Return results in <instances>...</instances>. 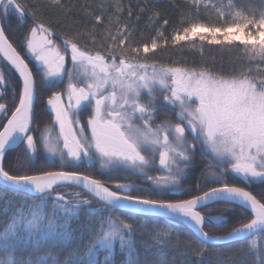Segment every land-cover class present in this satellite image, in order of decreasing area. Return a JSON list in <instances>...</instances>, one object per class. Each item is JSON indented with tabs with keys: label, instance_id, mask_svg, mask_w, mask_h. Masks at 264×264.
Here are the masks:
<instances>
[{
	"label": "snow or ice",
	"instance_id": "1",
	"mask_svg": "<svg viewBox=\"0 0 264 264\" xmlns=\"http://www.w3.org/2000/svg\"><path fill=\"white\" fill-rule=\"evenodd\" d=\"M50 2L63 7L61 0ZM191 4L197 14L201 7L212 8L216 22L181 21L182 31L174 30L171 36L173 45L183 47L181 42H185L194 47L198 39L202 46L207 43L217 46L220 52L239 53L241 64L256 61L259 67L264 63V0L255 7L240 5L238 0H191ZM29 7L35 17L38 4L0 0V15L11 10L23 18ZM95 20L99 22L101 16ZM33 24L25 37L26 53L40 65L36 75L41 82L55 86L67 77L68 103L64 104V94L52 92L47 105L54 120L39 129L38 139L30 134L35 120L34 72L0 26V56L22 80L16 93L18 105L0 131V161L7 149L23 142L26 147L17 157L18 163L40 151L58 157L62 164L96 161L103 170L145 176L153 191L135 194L143 190L133 182L109 186L92 175L64 167L36 174L18 170L13 174L0 163V201L6 188L36 197L18 206L11 200L3 201L0 264H113L111 256L117 243L126 255V264H141L133 239L135 229L115 215L117 210L127 211L129 216L155 214L173 221H189L201 237L197 257H202L207 245L216 240L253 235L256 238L247 243L253 257L251 264H264V244L258 246V240L264 241V203L246 187L264 182V71L253 74L251 68L233 66L225 72L214 64L200 68L157 66L148 60L149 54L161 47L158 39L133 43L127 25L119 38L109 32L110 44L101 51L81 46L76 37L54 38L52 25L43 20L34 19ZM89 36L94 43L91 33ZM157 37L168 43L159 30ZM8 85L0 69V90ZM158 92L177 122L166 115L155 123L160 107ZM85 109L89 118L81 124L79 113ZM7 111V105L0 103V112ZM198 149L207 159L202 175L218 186L187 199L163 198L165 193L182 190L181 179ZM157 160L163 174L147 175ZM229 173L242 177L246 186L222 179ZM68 186L83 189L101 207L93 206L79 192L68 198L67 193L58 191ZM218 201L239 203L250 210L252 218L225 236H211L204 225L221 216L202 214L198 209ZM83 209L89 215H107H102L98 228H89V239L81 244L83 236L72 225ZM169 235L157 228L150 234L152 243L146 242L157 252L158 264H169L164 254L169 246L165 237ZM101 253L105 254L102 260L98 258Z\"/></svg>",
	"mask_w": 264,
	"mask_h": 264
},
{
	"label": "trees",
	"instance_id": "2",
	"mask_svg": "<svg viewBox=\"0 0 264 264\" xmlns=\"http://www.w3.org/2000/svg\"><path fill=\"white\" fill-rule=\"evenodd\" d=\"M26 5L38 4L35 11L38 13L35 17L32 15L33 8L29 7L28 14L21 18L15 12L9 10L7 15H0V23L4 28L5 34L14 47L24 54L25 37L28 35L30 27L34 26L33 20H43L46 24H51L56 37H76L81 46L91 47L93 50L106 48L110 41L108 34L111 32L119 38V34L128 26V31L132 34V42L146 41L150 42L152 38H157L161 47L154 54H149V63L155 62L157 66L163 65H179L189 68H200L202 66H212L222 68L225 72L231 71L233 66L247 70L251 68L252 73L264 71V63L257 67L256 61H245L243 64L237 59L239 53L234 51L220 52L215 45H208L200 42L198 39L193 47L191 43L181 42L184 46L173 45L171 36L174 30H179L182 26L181 21L188 19H200L205 21L207 16L204 8H200L198 14L192 8L190 0H61L63 7L54 6L50 0H20ZM101 16V20L97 22L95 17ZM206 18V19H205ZM168 23L165 24L164 22ZM157 30L163 33V37L167 38L168 43L163 42V38L157 37ZM92 34L95 42H91ZM83 34V39H81ZM57 43L60 40L57 39ZM31 66H35L31 62ZM9 72V82L11 89L9 90V111L18 105L17 91L21 87V81L16 72L9 66L5 65ZM36 96H35V120L33 129L37 128L42 121L44 115L43 102L52 93L45 89L44 82L39 80L36 75ZM16 90V91H14ZM161 97H158V99ZM26 145L22 143L17 148L6 151L2 160V164L6 170L15 174L18 170L27 171L29 174H36L41 171L58 170L64 167L66 170H73L68 165H54L46 161L42 151L27 161L18 163L17 157L22 154ZM82 172V171H81ZM84 173V172H83ZM230 183V182H229ZM232 184V183H231ZM218 186L211 180L202 191ZM78 191L82 198H87L95 207H101L99 202L88 195L87 192L74 186H68L58 189L65 193L66 191ZM6 195L0 201V208H3V201L11 200L14 206H18L25 200L31 202L36 197L25 193H15L11 189H4ZM68 198H71L68 196ZM163 198L176 200L187 199L185 197L164 196ZM202 214L211 212L213 215H220L221 219L213 220L204 225V230L211 235H226L234 227H238L240 223H246L252 218L250 210L242 207L239 203L227 204L224 202H215L207 205L205 208L199 209ZM102 215L107 213L88 214L87 209H83L80 213L78 221H73V228L78 229V234L83 236L81 244L89 239V228L99 227ZM115 215L125 219L126 223L133 225L135 231L133 239L136 244L138 259L141 264H158V254L155 249L147 247L151 244L150 234L157 228L166 230L170 233L165 237L169 241V246L165 249V255L169 264H251V258L244 253L238 251V247L242 240L225 243L222 245L208 244L202 257H197L196 249L200 247V239L194 232L183 222L173 221L169 218L159 217L155 215H139L129 216L128 212L117 210ZM0 218H3L0 215ZM104 253L98 257L103 259ZM113 264H126V255L121 251L118 243L114 245L111 256Z\"/></svg>",
	"mask_w": 264,
	"mask_h": 264
},
{
	"label": "flooded vegetation",
	"instance_id": "3",
	"mask_svg": "<svg viewBox=\"0 0 264 264\" xmlns=\"http://www.w3.org/2000/svg\"><path fill=\"white\" fill-rule=\"evenodd\" d=\"M0 26H1V23H0ZM24 53H25V55L24 54H21V55L25 57L26 63H28L29 68L31 70H33V72L35 70L37 71L38 69H40V66H38L36 64V61L34 60L33 56L26 53V47L24 49ZM30 61L35 64L34 67L31 66ZM5 65H7V63L0 57V69H3L4 73L6 75V78L10 79L9 78V72H8ZM68 66H70V60L68 61ZM34 78H35V76H34ZM39 80H40V77H39ZM44 84H45V89H48V91H47L48 93L51 90L52 92H60V93L64 94L63 95V101H64V104L67 105L68 101H67V96L65 93V89H66V85H67V77L64 78L63 83H58L55 86L50 84V83H47V82H44ZM21 86H22V84H21ZM10 89H11V83L9 82V85L7 88L0 90L3 93L2 95H0V102L3 104H6L7 108L9 107L8 101H9V90ZM36 90H37V86H36ZM35 96H36V93H35ZM48 98L49 97H47L46 100H44V102H43V107H44L43 113H44V115L42 116V121L40 122L38 127L35 129H33L34 123L31 125L33 131L30 134H32L37 139L40 136L39 129L42 128L45 124H49L54 120V113L51 111V109L47 105ZM158 104L160 107H159V111L157 113V119H156L155 123H157V124L160 123V121L166 115L174 123L177 122L175 120V115L168 110V106L165 103H163L162 100L158 101ZM34 105H35V101H34ZM11 111H14V109ZM11 111H9V109H8L7 112H0V131L3 128V125L7 122V119L10 118ZM79 118L81 120V124H84L86 122V120L89 118V111L87 109H85L84 111L80 112ZM22 143L23 142H21V144ZM21 144H19L18 146H20ZM17 147H15V148H17ZM42 153L44 154V157H45L44 159L46 161H48L47 156L49 154H47L46 152H43V151H42ZM51 163H52V166H54L56 164L61 165V166L68 165V166L72 167L73 170H79V171H82L86 174L92 175L95 178L101 179L102 182H105L109 186H112L115 182H133L136 184L138 189L143 190V192H137L135 194H149L153 191L151 182L148 181L145 176H142L139 174L133 175L131 173H127L124 171L103 170L100 168V165L96 161L83 160L79 163L62 164V162L59 160L58 157H52ZM206 164H207V159L201 156V153L198 149L196 151L194 158H193L191 164L189 165L184 177L181 179L182 190L176 194L165 193L164 196H175V197H178V196L182 197L183 196L185 198H190L193 195L201 194L203 192L202 190L205 188V186L207 185V183L209 181V179H206L202 175V171L204 170ZM212 171L218 172V169L213 168ZM161 174H163V172L160 169V166L158 165V160H157V163L153 167H151L147 170V175L158 176ZM222 179L227 180L228 182L235 184L236 186H240V187L246 186L242 177H239V176L232 174V173H229L227 176L222 177ZM197 185H199V187H197ZM246 187H247L248 191H251L254 195H256L258 200H261V202L264 203V182L256 181L254 183L248 184Z\"/></svg>",
	"mask_w": 264,
	"mask_h": 264
},
{
	"label": "rangeland",
	"instance_id": "4",
	"mask_svg": "<svg viewBox=\"0 0 264 264\" xmlns=\"http://www.w3.org/2000/svg\"><path fill=\"white\" fill-rule=\"evenodd\" d=\"M191 1V0H190ZM214 2H216V3H219L220 2V0H214ZM225 2H226V0H225ZM238 2H239V4L240 5H243V6H251V7H255V6H258L259 4H260V0H238ZM203 8V7H202ZM204 13H205V15L207 16V19L205 20V22H208V21H211V22H216V13H215V11L212 9V8H208L207 10H205L204 9ZM0 21H1V19H0ZM183 26V25H182ZM182 26L180 27V31H182ZM31 55V54H30ZM32 56V55H31ZM70 60V59H69ZM7 63V62H6ZM36 64L38 65V66H40L39 64H38V62H36ZM10 66V65H9ZM12 68V67H11ZM13 69V68H12ZM14 70V69H13ZM15 71V70H14ZM16 72V71H15ZM157 97H161V99L159 98L158 99V101H160V100H162V93H157ZM1 103V102H0ZM52 157L53 156H51V155H48L47 156V158H48V161L51 163V161H52ZM76 192H78V191H75V190H70V191H66L65 193H67L68 194V196H72V194H74V193H76ZM254 238H256L255 236H251V237H249V238H247V239H244V240H242V242H241V244L239 245V247H238V251L240 252V253H244V254H246L247 256H249V258H253L252 257V254H250L249 253V251H248V246H247V243L248 242H250V240L251 239H254ZM262 244H264V241H259L258 240V246H261ZM222 264H224V262H222Z\"/></svg>",
	"mask_w": 264,
	"mask_h": 264
},
{
	"label": "water",
	"instance_id": "5",
	"mask_svg": "<svg viewBox=\"0 0 264 264\" xmlns=\"http://www.w3.org/2000/svg\"><path fill=\"white\" fill-rule=\"evenodd\" d=\"M1 58H2V56H0ZM3 59V58H2ZM4 60V59H3ZM5 61V60H4ZM5 62H7V61H5ZM8 64V63H7ZM17 73V72H16ZM17 75L19 76V74L17 73ZM20 78V77H19ZM20 80H21V78H20ZM21 84H22V80H21ZM34 101H35V97H34ZM6 124V123H5ZM3 130V128L1 129V131ZM21 144V143H20ZM18 145H13L11 148H9V149H7L6 151H8V150H11V149H13V148H15V147H17ZM0 163H2V161H0ZM81 189V188H80ZM83 190V189H82ZM84 191V190H83ZM86 192V191H85ZM32 196V195H31ZM199 210V209H198ZM125 212H127V211H125ZM139 215H144V214H139ZM147 215H155V214H147ZM155 216H159V215H155ZM159 217H164V216H159ZM165 218H167V217H165ZM170 219V218H169ZM181 222H183L184 224H186L193 232H194V234L201 240V237L199 236V233L196 231V229H195V226L192 224V223H190L189 221H181ZM211 235V234H210ZM211 236H214V237H221V236H225V235H220V236H216V235H211ZM251 236H253V235H248V236H245V237H243V238H238V239H232V240H216V241H214V242H212V243H209L210 245H222V244H225V243H229V242H234V241H239V240H244V239H247V238H249V237H251Z\"/></svg>",
	"mask_w": 264,
	"mask_h": 264
}]
</instances>
